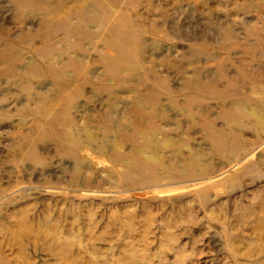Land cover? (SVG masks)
<instances>
[{
    "label": "rangeland",
    "instance_id": "1",
    "mask_svg": "<svg viewBox=\"0 0 264 264\" xmlns=\"http://www.w3.org/2000/svg\"><path fill=\"white\" fill-rule=\"evenodd\" d=\"M0 264H264V0H0Z\"/></svg>",
    "mask_w": 264,
    "mask_h": 264
}]
</instances>
